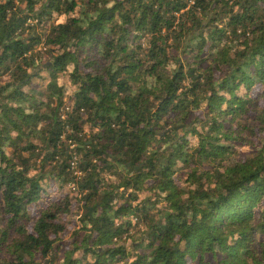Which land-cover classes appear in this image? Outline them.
Masks as SVG:
<instances>
[{
  "label": "trees",
  "instance_id": "obj_1",
  "mask_svg": "<svg viewBox=\"0 0 264 264\" xmlns=\"http://www.w3.org/2000/svg\"><path fill=\"white\" fill-rule=\"evenodd\" d=\"M18 3L0 264H264V0Z\"/></svg>",
  "mask_w": 264,
  "mask_h": 264
},
{
  "label": "rangeland",
  "instance_id": "obj_2",
  "mask_svg": "<svg viewBox=\"0 0 264 264\" xmlns=\"http://www.w3.org/2000/svg\"><path fill=\"white\" fill-rule=\"evenodd\" d=\"M17 4H19L18 3V0H17ZM28 25H29V28L27 29V32L28 33H32V32H34V28H37L38 27V31H39V33H42V32H46V31H48V28L50 27V22L48 21V22H46V25H44V26H40V22H39V19H37V18H31L29 21H28ZM40 46H42V45H40ZM40 46H39V48L38 49H40ZM42 51V54L45 56V58H47L48 57V55H47V53H46V50L45 49H42L41 50ZM10 65V64H9ZM12 71V70H11ZM11 71H5V69H4V67L1 69V71H0V83H2V84H4V83H8V82H10V81H12V72ZM246 157V155H244L243 156V158H245ZM52 191H53V193L51 194V196L52 197H56V196H58L59 194H61V192L63 191V192H65L66 190H68V188L66 187V188H63V190L62 189H60V191H59V188H58V186L57 185H54L52 188ZM50 198V197H49ZM76 206L77 205H75V208H76ZM73 219H75V217L74 216H70V215H65V216H63V221L65 222V223H70V221L71 220H73ZM64 237L66 238V239H68V237H69V232H67L65 235H64Z\"/></svg>",
  "mask_w": 264,
  "mask_h": 264
},
{
  "label": "built area",
  "instance_id": "obj_3",
  "mask_svg": "<svg viewBox=\"0 0 264 264\" xmlns=\"http://www.w3.org/2000/svg\"><path fill=\"white\" fill-rule=\"evenodd\" d=\"M71 147L72 149L76 147V143H72L71 144ZM73 157H72V160H71V167L72 169H74V172L77 176H80L82 175V171L80 169H78L77 167V159H78V154L74 151L72 153Z\"/></svg>",
  "mask_w": 264,
  "mask_h": 264
}]
</instances>
